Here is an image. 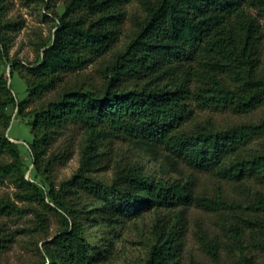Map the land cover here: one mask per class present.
<instances>
[{"label":"trees","instance_id":"trees-1","mask_svg":"<svg viewBox=\"0 0 264 264\" xmlns=\"http://www.w3.org/2000/svg\"><path fill=\"white\" fill-rule=\"evenodd\" d=\"M132 1L43 0L48 8L62 2L64 11L55 13L52 38L42 43L39 59L13 66L27 84L28 98L19 102L8 75L0 74V184L17 188L15 201L0 199V213L33 212L44 229L49 213L59 215L60 228L43 241L42 264H100L86 224L101 220L124 227L154 209L172 214L156 219L145 264H186V210L193 203L207 210L221 204L219 195H198L192 178L165 180L140 165H118L110 181L98 178L96 172L114 164L103 150L113 138L165 161L175 172H181L182 162L234 184L254 180L264 186V117L226 126L211 117L199 119L203 110L249 114L264 106L259 17H264V0H139L143 15L132 16L135 29L119 48ZM2 17L0 5V40L6 47L3 29L14 23ZM92 65L100 85L82 73ZM34 102L28 113L34 136L29 150L48 187L28 178L20 146L7 134L8 108L19 105L22 111ZM71 123L85 128L87 140L78 169L56 183L55 165L67 152L54 153L51 147ZM257 200L262 205H252L255 215L240 218L253 244L264 249L262 191ZM232 225L241 241L246 231ZM12 241L0 227V254ZM199 241L217 262L219 243L205 234Z\"/></svg>","mask_w":264,"mask_h":264},{"label":"rangeland","instance_id":"rangeland-1","mask_svg":"<svg viewBox=\"0 0 264 264\" xmlns=\"http://www.w3.org/2000/svg\"><path fill=\"white\" fill-rule=\"evenodd\" d=\"M0 5L3 6V21L14 23L13 26L9 25L3 29L2 37L6 38L7 46L0 40V74L5 73L11 78L9 83L21 102L28 98L27 84L17 71H13V66L16 63L28 64L39 59L42 43L49 42L52 38L57 22L55 13H62L64 5L60 2L48 8L43 0H2ZM128 11L129 15L118 43L119 48L124 46L135 29L132 16L143 15L139 0H133L128 5ZM259 17L264 28V17ZM82 73L97 85L102 83L96 65L88 67ZM35 103L37 102L25 105L22 111L19 105L8 108L12 118L7 134L20 146L27 164L28 178L48 187L47 180L35 171L29 150L34 136L28 113ZM208 117L219 126L241 121L257 122L264 117V106L249 114L199 111V119ZM86 140V130L80 124L71 123L62 130L51 147V152L54 153L67 152V158L55 165L56 183L70 178L78 169ZM103 150L114 157V164L106 170L96 172L97 177L102 180L110 181L118 165H140L147 174L165 180L192 178L194 189L200 196L206 195L214 199H217V195L220 196L221 204L216 209L207 210L193 203L186 210L183 254L186 264H193V260L202 264H264V249L253 244L240 218L248 214L255 215L257 210L252 205H262L257 200V192L264 193L263 185L255 183L254 180L246 182V185L234 184L212 173L196 172L182 162L179 163L181 172H175L165 165V161L155 160L132 143L120 138L111 139ZM16 191L17 188L12 183L3 182L0 184V199L8 196L15 201ZM165 214L170 216L172 212L167 209L146 211L141 216L129 220L124 227L112 226L99 220L95 225L86 224L85 235L94 250L99 251L102 256L100 264H145L149 249L154 243L153 225L158 217ZM237 223L242 227V233L246 231L241 241L237 240L232 225ZM60 226L59 215L55 212L48 214V225L45 229L33 212L9 215L0 213V227L13 238L9 247L0 254V264H42L43 241L52 237ZM199 234H205L208 240L219 243L217 262L201 247Z\"/></svg>","mask_w":264,"mask_h":264},{"label":"water","instance_id":"water-1","mask_svg":"<svg viewBox=\"0 0 264 264\" xmlns=\"http://www.w3.org/2000/svg\"><path fill=\"white\" fill-rule=\"evenodd\" d=\"M10 79H11V78H10ZM10 79H9V80H10ZM10 139H11V138H10ZM11 140H12V139H11Z\"/></svg>","mask_w":264,"mask_h":264}]
</instances>
